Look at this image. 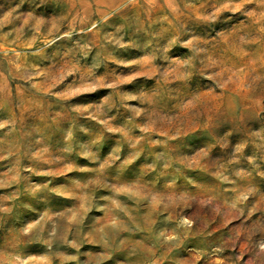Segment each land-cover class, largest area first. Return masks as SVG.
Masks as SVG:
<instances>
[{
  "label": "clouds",
  "instance_id": "obj_1",
  "mask_svg": "<svg viewBox=\"0 0 264 264\" xmlns=\"http://www.w3.org/2000/svg\"><path fill=\"white\" fill-rule=\"evenodd\" d=\"M0 264H264V0H0Z\"/></svg>",
  "mask_w": 264,
  "mask_h": 264
}]
</instances>
